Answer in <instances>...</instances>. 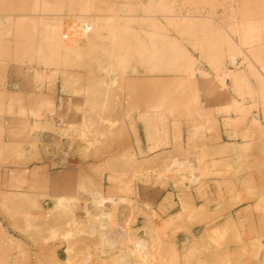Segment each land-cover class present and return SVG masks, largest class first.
<instances>
[{
  "label": "rangeland",
  "instance_id": "rangeland-1",
  "mask_svg": "<svg viewBox=\"0 0 264 264\" xmlns=\"http://www.w3.org/2000/svg\"><path fill=\"white\" fill-rule=\"evenodd\" d=\"M138 119L246 133L226 157L199 142L149 154ZM167 189L213 203L187 254L155 212ZM124 257L264 264V0H0V264Z\"/></svg>",
  "mask_w": 264,
  "mask_h": 264
},
{
  "label": "crops",
  "instance_id": "crops-1",
  "mask_svg": "<svg viewBox=\"0 0 264 264\" xmlns=\"http://www.w3.org/2000/svg\"><path fill=\"white\" fill-rule=\"evenodd\" d=\"M138 132L140 131V139L143 150L149 154L156 151H172L175 149H183L186 145L192 143L206 144V148L211 152V155L223 157L226 155L224 150L226 144L230 143L229 139L237 140L246 132V127H241L239 130L232 128L228 124V120H196L195 123H185L184 121H169L159 124L152 120L138 119ZM140 129V130H139ZM223 155V156H222ZM213 203H209L208 196L198 190H193L191 194L187 192L166 190L162 193L159 201H157V211L162 216L168 215L167 223L175 229L173 243L177 251H180L178 238L181 237V244L184 247L182 252L189 253L196 246V242L202 243L210 235L208 228L211 218ZM190 208L193 218L192 225L184 220L186 210ZM185 239V243H183ZM198 247H205L198 245ZM206 248V247H205ZM195 251V250H193ZM202 257H207L209 254L208 247L205 251H199Z\"/></svg>",
  "mask_w": 264,
  "mask_h": 264
},
{
  "label": "bare ground",
  "instance_id": "bare-ground-1",
  "mask_svg": "<svg viewBox=\"0 0 264 264\" xmlns=\"http://www.w3.org/2000/svg\"><path fill=\"white\" fill-rule=\"evenodd\" d=\"M40 134V133H39ZM40 136L37 134V135H35V138L34 139H36V140H39V139H41V137L39 138ZM55 149H56V147H55ZM50 150V148H48L47 149V152ZM53 151V150H52ZM56 151H57V149H56ZM49 154H50V152H49ZM65 156V155H64ZM63 158H61V160H62ZM65 160V159H64ZM112 205V204H111ZM113 206V205H112ZM115 206V205H114ZM115 208V207H114ZM111 209V208H110ZM112 211V212H111ZM111 211H106V213L105 214H99V215H97V217H96V222L98 223V225L97 226H99V227H101V233H100V231H99V234H101V236H102V238H103V242H104V244H107V245H111L112 243L108 240V234H111L112 232V230H110L109 231V229H110V227H109V225H115V226H113V227H116V226H118V224L115 222V221H113V216H112V213H113V210L111 209ZM121 214V213H120ZM149 215V214H148ZM151 216L152 215H154V213L153 214H150ZM131 216V215H130ZM111 217H112V219H111ZM149 217V216H148ZM147 217V218H148ZM153 217V216H152ZM124 218V217H123ZM131 218V217H130ZM134 219V218H133ZM131 220V219H130ZM123 221V220H122ZM127 221V220H126ZM96 223V224H97ZM125 224V223H124ZM119 226H120V224H119ZM118 226V227H119ZM107 227H108V230H107ZM112 227V226H111ZM126 227V226H125ZM146 228H147V230L149 231V227L146 225L145 226ZM116 229H117V227H116ZM115 229V233H118L120 230L118 229V230H116ZM123 231V230H122ZM114 232V231H113ZM114 233V234H115ZM120 233V235L122 234L121 233V231L119 232ZM114 234H113V237H115V236H117L118 234H116L115 236H114ZM112 236V235H111ZM119 236V235H118ZM117 236V237H118ZM122 236V235H121ZM101 238V237H100ZM116 238V237H115ZM121 239V238H120ZM111 240V239H110ZM123 240V239H122ZM112 241V240H111ZM115 241V240H114ZM117 242H118V240H117ZM128 259V258H127ZM127 259L124 257L123 258V260L121 261V263L122 264H129V261H127ZM130 262H132V261H130ZM136 262V261H135ZM139 262V261H138ZM140 263H142V262H139V264ZM133 264V263H132Z\"/></svg>",
  "mask_w": 264,
  "mask_h": 264
}]
</instances>
